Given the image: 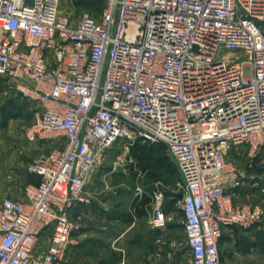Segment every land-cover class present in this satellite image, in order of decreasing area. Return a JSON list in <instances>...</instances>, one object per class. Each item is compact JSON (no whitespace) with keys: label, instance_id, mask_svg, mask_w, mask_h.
<instances>
[{"label":"built area","instance_id":"1","mask_svg":"<svg viewBox=\"0 0 264 264\" xmlns=\"http://www.w3.org/2000/svg\"><path fill=\"white\" fill-rule=\"evenodd\" d=\"M60 1L0 0V77L40 108L26 139L54 146L29 164L38 183L25 199L0 203V264H69L71 212L91 201L99 159L118 141L126 152L165 146L184 181L191 264H227L225 231L264 218L237 199L243 175L226 159L264 147V0H97L99 17L77 22ZM162 198L155 226L170 220Z\"/></svg>","mask_w":264,"mask_h":264},{"label":"rangeland","instance_id":"2","mask_svg":"<svg viewBox=\"0 0 264 264\" xmlns=\"http://www.w3.org/2000/svg\"><path fill=\"white\" fill-rule=\"evenodd\" d=\"M60 9L63 13L71 16L74 22H77L85 12L99 17L101 3H93L89 0H61ZM262 25L264 26V23ZM15 84L17 83L10 79L0 77V115L21 117L25 124L23 128L25 135L27 127L32 124L35 113L40 108L36 102L22 99ZM38 146L40 149L33 151L34 154H29L32 157L29 163L38 155L48 152L54 147L47 143L38 144ZM226 159L235 168L237 174L243 175L237 178L240 181V191L236 194L237 199L259 204L264 208V147L256 151H253L249 146L232 149L226 153ZM170 160L173 162L170 166H161L154 172L152 167L143 169L132 148L126 152L123 144L120 141L116 142L99 159L98 168L87 188L91 201L82 204L85 206L81 208L79 218H71L76 227L74 234L82 232V228L88 224L90 220L88 216L93 215V206H97L96 208L100 211L97 213L98 215L106 217V210L103 209L106 208V203H119L127 211L129 206L134 207L135 202L132 199L137 194L141 195L144 192H147L148 196H151L156 203L155 192L159 190L163 193L162 206H166V202L172 206L169 211L170 220L167 222L172 225L171 230L175 234V239L181 240L180 244L183 246H180L181 249H178L177 253L175 252L173 261L172 258H167L165 259L168 260L167 263L162 262L160 264H191V257L182 252L186 246L184 217L180 202L173 195L183 192L184 181L179 168L176 167L177 165L172 159ZM217 176L218 180H223L227 184L232 180L230 174L219 172ZM100 203L101 205H99ZM103 212L105 213L103 214ZM100 222L105 221L101 220ZM73 240V244L66 253L69 264H74L70 254L71 247L75 243V236ZM222 249L227 264H264V218L249 230L240 228L226 230ZM102 253L103 257L106 256V249ZM88 262L90 264H106V259H96L94 256H89Z\"/></svg>","mask_w":264,"mask_h":264},{"label":"crops","instance_id":"3","mask_svg":"<svg viewBox=\"0 0 264 264\" xmlns=\"http://www.w3.org/2000/svg\"><path fill=\"white\" fill-rule=\"evenodd\" d=\"M22 121L21 117L0 115V203L5 197L24 200L25 187L38 183V179L31 177L27 172L32 158L29 154H34L40 149L38 144L45 143L29 142L24 135L25 124ZM176 194H173L174 197ZM132 201L135 202L134 207L129 206L127 211L119 203H106V208H103L106 210V217L98 215L100 211L97 206H93V215L88 216V224L82 228V232L74 234L75 243L70 254L74 264H90L89 256L106 259V264H160L167 263V258L174 260L175 252L183 246L180 244L181 240L175 239L169 222L164 226L152 224L151 220L155 217V200L144 192L137 194ZM84 206L78 204L72 210L71 218H79ZM171 207L170 203L166 202L162 209L169 214ZM101 220L105 222H100ZM50 237V230L40 236L37 253L46 248ZM104 249L106 256L103 257ZM182 252L191 257L187 246H184Z\"/></svg>","mask_w":264,"mask_h":264},{"label":"trees","instance_id":"4","mask_svg":"<svg viewBox=\"0 0 264 264\" xmlns=\"http://www.w3.org/2000/svg\"><path fill=\"white\" fill-rule=\"evenodd\" d=\"M89 1L93 3H100L97 0ZM132 151L137 159H139L141 168L146 169L152 167L153 172L155 169L157 170L161 168V166H170L173 163L170 160L171 158L166 153L165 146L161 144L154 146L136 144L132 147Z\"/></svg>","mask_w":264,"mask_h":264},{"label":"water","instance_id":"5","mask_svg":"<svg viewBox=\"0 0 264 264\" xmlns=\"http://www.w3.org/2000/svg\"><path fill=\"white\" fill-rule=\"evenodd\" d=\"M175 198H177L179 201L183 200L184 198V193H179L175 195Z\"/></svg>","mask_w":264,"mask_h":264}]
</instances>
